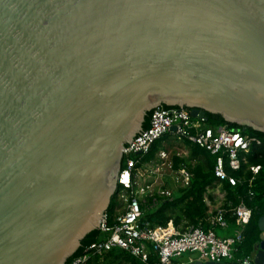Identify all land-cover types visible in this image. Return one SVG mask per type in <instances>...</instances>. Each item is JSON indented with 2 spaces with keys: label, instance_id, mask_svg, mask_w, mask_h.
I'll return each mask as SVG.
<instances>
[{
  "label": "water",
  "instance_id": "obj_1",
  "mask_svg": "<svg viewBox=\"0 0 264 264\" xmlns=\"http://www.w3.org/2000/svg\"><path fill=\"white\" fill-rule=\"evenodd\" d=\"M162 103L264 135V0H0V264L94 241L122 144Z\"/></svg>",
  "mask_w": 264,
  "mask_h": 264
},
{
  "label": "built area",
  "instance_id": "obj_2",
  "mask_svg": "<svg viewBox=\"0 0 264 264\" xmlns=\"http://www.w3.org/2000/svg\"><path fill=\"white\" fill-rule=\"evenodd\" d=\"M167 134L212 155L211 172L215 180L210 189L207 186L201 197L206 205L207 220L220 227L227 225L221 183L225 181L232 186L245 180V193L250 194L249 185L259 164L247 163L245 155L250 145H256L261 139L227 124L207 125L201 118L191 117L186 107L157 105L150 109L147 125L122 144L116 177V184L120 186L117 192L120 207L117 210L114 208L110 222L107 212L103 210L97 223L100 237L84 245L80 253L63 264H84L90 256L100 259L112 248L123 250L143 264H184L194 260L192 257L184 262L178 259L185 251L196 252L195 259L252 264V254L237 252L233 246L241 240L242 229L250 216V208L243 198L228 208L234 228L232 233L222 236L216 235L211 228L206 230L190 223L180 222L176 226L170 219L163 224H150L141 220L143 209L156 205L159 199H170L172 189L163 185L164 181L173 182L176 187L182 188L191 175L184 165L172 167V158L167 155L165 146H158L152 157L142 159L151 144ZM242 164L245 165L242 170L248 171V176L231 174ZM144 167L148 168L150 174H143L142 169L146 170ZM148 175L155 176L157 185H149L146 179Z\"/></svg>",
  "mask_w": 264,
  "mask_h": 264
},
{
  "label": "trees",
  "instance_id": "obj_3",
  "mask_svg": "<svg viewBox=\"0 0 264 264\" xmlns=\"http://www.w3.org/2000/svg\"><path fill=\"white\" fill-rule=\"evenodd\" d=\"M161 106L168 107L170 105L162 103ZM149 113L150 109L145 111L142 127L147 125ZM205 115L206 119L204 122L207 125L215 126L217 124H227L230 127L239 128L242 131L254 134L261 139L256 145L251 144L245 155L247 163L259 164L257 173L249 185L250 194L245 193L247 190V183L245 180H241L232 186L228 185L225 181H222L221 183V188L224 190L223 195L225 197L223 204L226 209L224 217L227 222V225L224 227H230L226 234L232 233L234 228V222H232V216L230 215L228 208H232L240 198H243L246 205L250 208V216L247 219L248 222L242 229V238L240 241L234 243L233 246L236 248L237 252L242 251L246 254H252V244L254 241H257L258 236L256 218L260 214H264V135H262V132L250 127L226 122L221 119L218 114L205 111ZM164 136L165 135L159 137L151 144L150 150L142 156V159L146 160L153 156V151L159 146V140ZM187 145L188 153L186 156H172V167H177L181 164L191 173L187 184L182 188L175 187L172 189L170 199H159L156 205L151 206L148 209H143L140 218L141 220L148 221L150 224H163L170 219V221L176 226L179 225L180 222H184L200 226L206 230L211 228L215 231L214 229L220 226L207 220L206 205L201 197L207 186L213 184L215 180L213 172H211L213 157L209 152L200 147L188 143ZM243 166L245 165L242 164L238 170L232 171L231 174L235 176L242 174L243 177L248 176L249 172L242 170ZM119 187L120 186L116 184L105 208L109 222L113 216L114 208L118 205L117 192ZM228 203H230V205ZM100 235L101 234L97 229L93 235V239L99 238ZM84 245L85 244H83V246ZM71 257L72 255L67 257L66 261ZM123 261L128 262V264H143L119 248L108 250L100 257V259L96 256H90L84 264H119Z\"/></svg>",
  "mask_w": 264,
  "mask_h": 264
},
{
  "label": "rangeland",
  "instance_id": "obj_4",
  "mask_svg": "<svg viewBox=\"0 0 264 264\" xmlns=\"http://www.w3.org/2000/svg\"><path fill=\"white\" fill-rule=\"evenodd\" d=\"M165 146V149H166V152H167V155L172 158L173 155H177V156H186L187 153H188V145L180 140H176L175 137L172 135V134H167L165 135L161 140H159V147H163ZM146 168V167H144ZM142 172L143 174L145 173L146 175L147 174H150L149 171H148V168L145 169H142ZM146 179H147V182L149 183V185H157L158 183V180H155V176H146ZM163 185H166L168 186L169 188L171 189H174L176 187V185L173 183V182H170V181H164L162 183ZM212 186L209 185L208 188L210 189ZM119 203H120V200H119ZM120 206L118 205L117 207H115V210H117ZM230 227H217L215 228L214 232L216 235H219V236H222V235H225L226 233H228ZM188 257H192L195 259L196 257V252H189V251H185L183 252L182 255H180L178 257V259H181V261H186ZM203 260V259H202ZM119 264H128V262L126 261H123L122 263H119Z\"/></svg>",
  "mask_w": 264,
  "mask_h": 264
},
{
  "label": "crops",
  "instance_id": "obj_5",
  "mask_svg": "<svg viewBox=\"0 0 264 264\" xmlns=\"http://www.w3.org/2000/svg\"><path fill=\"white\" fill-rule=\"evenodd\" d=\"M188 258H189V257H188ZM188 258H187V259H188ZM180 260H181V259H180ZM182 262H183V261H182Z\"/></svg>",
  "mask_w": 264,
  "mask_h": 264
},
{
  "label": "flooded vegetation",
  "instance_id": "obj_6",
  "mask_svg": "<svg viewBox=\"0 0 264 264\" xmlns=\"http://www.w3.org/2000/svg\"><path fill=\"white\" fill-rule=\"evenodd\" d=\"M205 119H206V117H205Z\"/></svg>",
  "mask_w": 264,
  "mask_h": 264
}]
</instances>
